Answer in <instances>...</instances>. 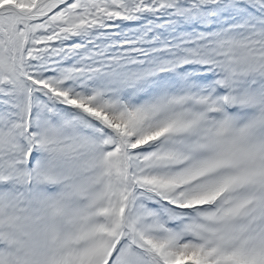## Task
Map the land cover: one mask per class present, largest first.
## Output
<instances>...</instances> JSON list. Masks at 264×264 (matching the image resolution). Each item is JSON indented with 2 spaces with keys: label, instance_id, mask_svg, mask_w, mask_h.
<instances>
[{
  "label": "snow or ice",
  "instance_id": "snow-or-ice-1",
  "mask_svg": "<svg viewBox=\"0 0 264 264\" xmlns=\"http://www.w3.org/2000/svg\"><path fill=\"white\" fill-rule=\"evenodd\" d=\"M0 264H264V0H0Z\"/></svg>",
  "mask_w": 264,
  "mask_h": 264
}]
</instances>
